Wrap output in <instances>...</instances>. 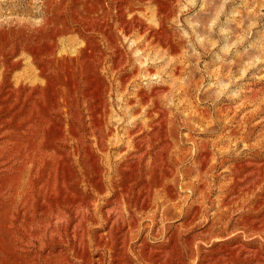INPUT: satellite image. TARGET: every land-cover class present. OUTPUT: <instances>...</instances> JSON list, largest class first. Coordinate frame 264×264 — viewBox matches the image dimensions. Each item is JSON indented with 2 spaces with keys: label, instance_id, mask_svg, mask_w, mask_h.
Here are the masks:
<instances>
[{
  "label": "rangeland",
  "instance_id": "rangeland-1",
  "mask_svg": "<svg viewBox=\"0 0 264 264\" xmlns=\"http://www.w3.org/2000/svg\"><path fill=\"white\" fill-rule=\"evenodd\" d=\"M41 1L0 0V264H264V0H125L143 48Z\"/></svg>",
  "mask_w": 264,
  "mask_h": 264
},
{
  "label": "bare ground",
  "instance_id": "bare-ground-1",
  "mask_svg": "<svg viewBox=\"0 0 264 264\" xmlns=\"http://www.w3.org/2000/svg\"><path fill=\"white\" fill-rule=\"evenodd\" d=\"M57 1V0H56ZM56 1H52V0H42L41 1V8L40 9H42V11H43V13L44 14H47L48 12H50V2L52 3H54V2H56ZM110 1V0H109ZM113 1L114 0H111L109 3H104V2H102V1H98V2H96V3H94V4H92V6H90L91 8H90V10L89 11H87L86 13H84L83 14V16H84V20L86 21V23H87V26H88V24L89 25H91V24H95L96 22H98L99 20H105V22L106 21H112L114 18L115 19H119V32H120V35H123V36H125V37H128V36H130L129 35V33L131 32V30L132 29H134V31L137 33V32H139L140 33V31H141V29L143 28V26H144V28H145V25L147 26L146 27V29H145V31H143V33H142V36L140 37V38H142L141 40L139 39V41H137L138 43H136V47H139L140 45L142 46V48H143V43H146V44H148L149 46L152 44H155V42L156 41H158V40H160V38H162L161 36H160V34H161V32H157V31H154V26L152 27V26H150V25H148V24H146L145 22H144V20L142 19V17H139L136 13H137V11H135V9H137L138 8V6L137 5H135V4H133V3H125L124 1L125 0H117V3H119V4H117L116 6H113V8H115V9H113L112 10V6H111V3H113ZM152 1V0H151ZM58 2V1H57ZM108 2V1H107ZM115 2V1H114ZM130 2V1H129ZM135 2V1H134ZM64 3V2H63ZM137 3V2H136ZM157 4V3H156ZM142 5V4H141ZM159 5H160V3H159ZM158 6V5H157ZM162 6V5H161ZM33 7V6H32ZM62 7V6H61ZM159 7V6H158ZM77 9V8H76ZM139 9V8H138ZM159 9V8H158ZM115 10V11H114ZM39 11V10H38ZM52 11V10H51ZM55 11V10H54ZM154 11H156V10H154ZM160 11V10H159ZM58 12V11H57ZM130 14V16H131V18H132V20L131 21H126V14ZM51 14V13H50ZM82 14V13H81ZM155 14H157V13H155ZM144 15V14H143ZM46 17H44V18H47V15H45ZM78 19V18H77ZM135 20H137V25H134V23H135ZM56 21V20H55ZM101 22V21H100ZM134 22V23H133ZM160 22H161V20H160ZM159 22V23H160ZM83 23V22H82ZM136 24V23H135ZM156 24H158V23H156ZM96 25H98V24H96ZM19 26V25H18ZM26 26V25H25ZM78 26V25H77ZM86 26V25H85ZM92 26H94V25H92ZM114 26H116V25H114ZM157 26V25H156ZM89 27V26H88ZM91 27V26H90ZM100 27V26H99ZM160 27H161V25H160ZM93 28V27H92ZM98 28V27H97ZM156 28V27H155ZM39 29V28H38ZM90 29V28H89ZM95 29V28H94ZM91 30V29H90ZM156 30V29H155ZM163 30V29H162ZM91 31H93V30H91ZM134 32V33H135ZM89 34H91V33H89ZM131 34V33H130ZM133 35V34H132ZM136 35V34H135ZM92 36H94V35H92ZM98 36V35H97ZM96 36V37H97ZM101 36V35H100ZM134 36V35H133ZM99 37V36H98ZM102 37V36H101ZM105 37V36H104ZM168 37V36H167ZM171 37V36H170ZM91 37H85V39H84V45H85V47L86 48H89L90 47V45H91V39H90ZM93 38V37H92ZM103 38V37H102ZM165 38V37H164ZM164 38L162 39V40H164ZM99 39V38H98ZM101 39V38H100ZM167 39V38H166ZM50 40V39H49ZM165 41V40H164ZM167 41V40H166ZM173 41V40H172ZM171 40H170V43L172 42ZM55 42V41H54ZM96 42V41H95ZM99 42V41H98ZM97 42V43H98ZM111 42V41H110ZM116 42V41H115ZM136 42V41H135ZM161 42V41H160ZM96 43V44H97ZM157 43H159V42H157ZM162 43H164V42H162ZM161 43V44H162ZM166 43V42H165ZM134 44V43H133ZM143 44V45H142ZM135 45V44H134ZM165 44H163V45H161V46H164ZM95 46V45H94ZM146 46V45H145ZM154 46V45H153ZM166 46V45H165ZM164 46V47H165ZM169 46V45H168ZM84 47V46H83ZM173 47V46H172ZM36 48V47H35ZM140 48V47H139ZM145 48V47H144ZM166 48V47H165ZM82 49V48H81ZM90 49V48H89ZM88 49V50H89ZM113 49V48H112ZM117 49V48H116ZM132 49V48H131ZM83 50V49H82ZM137 51H138V49H136ZM140 50V49H139ZM175 50V49H174ZM133 51V50H132ZM135 51V50H134ZM76 53V52H75ZM87 53V52H86ZM93 53V52H92ZM94 54H95V52H94ZM96 54H97V56H98V59H95L96 60V65H97V67L99 68V67H102V65L104 66V64H103V60L105 59V56H104V53H103V51L100 49V48H98V51L96 52ZM119 54V53H118ZM121 54V53H120ZM123 54V53H122ZM120 57V56H119ZM126 58V57H125ZM77 59V58H76ZM142 59V58H141ZM145 59V58H144ZM148 59V58H147ZM122 60V59H121ZM120 60V61H121ZM123 62V61H122ZM121 62V63H122ZM148 62V61H147ZM125 63H126V61H125ZM144 63V62H143ZM151 63H153V62H151ZM174 63V62H173ZM118 64V63H117ZM127 64V63H126ZM129 64V63H128ZM140 64V63H139ZM154 64V63H153ZM146 65V64H145ZM171 65V64H170ZM174 65V64H173ZM116 66L117 65H113V69L114 68H116ZM122 66V65H121ZM148 66H150V65H148ZM148 66H145L144 68L146 69V71L148 70V69H150V68H148ZM76 67V66H75ZM151 67V66H150ZM174 67V66H173ZM179 66L177 65V68H178ZM103 68V67H102ZM170 68V67H169ZM175 68H176V65H175ZM176 68V69H177ZM96 69V68H95ZM100 69V68H99ZM118 69V68H117ZM141 68H139V70H140ZM170 70V69H169ZM100 71V70H99ZM171 71H173V70H171ZM175 71V70H174ZM113 72H114V70H113ZM149 72V71H148ZM132 74V73H131ZM151 75V74H150ZM124 77V76H123ZM93 79H95V78H93ZM92 79V80H93ZM96 80V79H95ZM127 80V79H126ZM125 80V81H126ZM111 83V82H110ZM109 83V85L108 86H106V87H104V91L106 92V91H110L111 89H110V87L112 86L111 84ZM96 84V83H95ZM120 84V83H119ZM186 89V88H185ZM109 91H108V93H109ZM152 91V90H151ZM184 91V90H183ZM6 92V91H5ZM140 93H141V91H140ZM162 93V92H161ZM136 94V93H135ZM184 94H186V93H184ZM138 97H142L143 96V94H139V93H137L136 94ZM4 99V98H3ZM96 99V98H95ZM135 99V98H134ZM139 99H141V98H139ZM142 99H143V97H142ZM133 100V99H132ZM98 101H101V99L100 100H98ZM107 101L108 100H103L102 99V102H98L99 103V105H96V107L98 106V115L101 117H103V115H102V111H106L107 113L109 112V110H108V106H110V105H108V103H107ZM85 102V101H84ZM127 102H131V98H129V99H127ZM110 103V102H109ZM111 104V103H110ZM128 104V103H127ZM131 104V103H130ZM11 106V105H10ZM136 106V105H135ZM138 107V106H137ZM149 107V106H148ZM94 108V107H93ZM133 108V107H132ZM131 108V109H132ZM108 110V111H107ZM94 111V110H93ZM100 111V112H99ZM125 111V110H124ZM113 112V111H112ZM202 112V111H201ZM105 114V113H104ZM110 114V113H109ZM108 114V115H109ZM106 115V114H105ZM145 115V114H144ZM98 116V117H99ZM107 116V115H106ZM110 116V115H109ZM96 118V117H95ZM106 118V117H105ZM105 118H104V120H105ZM103 119V118H102ZM107 119H108V116H107ZM145 119V118H144ZM151 120H152V117L151 116H149V118H148V126L150 127V122H151ZM107 121V123L108 124H113V121H111L110 120V118L108 119V120H106ZM150 121V122H149ZM196 121V120H195ZM140 121H139V119H136V120H134V121H132V126H127V127H125L126 128V130L127 131H129L130 133L128 134V135H131V136H129L130 138H129V140H127L126 141V146L129 148V146L131 147V149L132 150H128L127 152H126V155H128V152L130 151H139L141 148H143V142H144V139H139V140H136L135 139V137H138V136H145V134H146V132L148 131V129L146 130V128H145V122L143 123L142 121V125L140 126V127H138V131H137V133L136 134H132V129H134L135 127H136V125L139 123ZM48 124H49V122H48ZM94 124V123H93ZM104 125V124H103ZM147 125H146V127H147ZM94 126V125H93ZM95 126H96V124H95ZM110 126V125H109ZM102 127V126H101ZM107 128H109V127H107ZM148 128V127H147ZM73 129V128H72ZM97 129H99V128H97ZM115 129V128H114ZM151 129H152V127H150V130L149 131H151ZM96 130V129H95ZM97 131V130H96ZM100 132H101V130H99ZM98 131V132H99ZM126 131V132H127ZM90 132V131H89ZM78 133V132H77ZM110 133V132H109ZM98 134V133H97ZM101 134V133H100ZM99 134V135H100ZM108 134V133H107ZM116 134V133H115ZM105 135V134H104ZM147 135V134H146ZM76 136V135H75ZM118 137V136H117ZM94 138V137H93ZM102 138V137H101ZM148 138V137H147ZM146 138V139H147ZM150 138V137H149ZM152 138V137H151ZM155 139V138H154ZM101 140V139H100ZM122 141V140H121ZM120 141V142H121ZM145 142H146V140H145ZM149 142L151 143V144H153V143H155L154 142V140L152 141V140H149ZM123 143V142H122ZM124 143H125V141H124ZM149 143V144H150ZM100 144H102V143H100ZM104 144V143H103ZM145 146V145H144ZM102 147V146H101ZM148 150V149H147ZM77 153V152H76ZM59 159V158H58ZM72 163V162H71ZM101 165V164H100ZM80 168V167H79ZM78 168V169H79ZM90 168V167H89ZM69 172V171H68ZM175 173H176V171H175ZM174 173V174H175ZM63 174V173H62ZM97 174H99L100 175V172L99 171H97ZM66 175V174H65ZM60 178H61V175L59 176ZM63 177V176H62ZM65 177V176H64ZM71 177V175H69V178ZM94 177V176H93ZM67 178V177H66ZM71 179V178H70ZM91 179V178H90ZM68 180V179H67ZM63 181V180H62ZM61 182V181H60ZM68 182V181H67ZM62 184H64V182L62 183ZM61 184V185H62ZM66 184H64L63 186H65ZM67 186H65V188H66ZM68 188V187H67ZM67 193V192H66ZM69 194V193H68ZM58 196V195H57ZM73 198V197H72ZM51 208V207H50ZM54 234V233H53ZM37 236V235H36ZM60 252V251H59ZM59 252H58V254H59Z\"/></svg>",
  "mask_w": 264,
  "mask_h": 264
}]
</instances>
